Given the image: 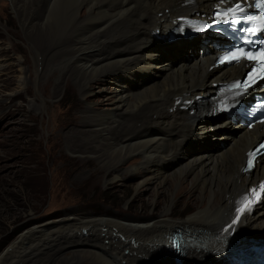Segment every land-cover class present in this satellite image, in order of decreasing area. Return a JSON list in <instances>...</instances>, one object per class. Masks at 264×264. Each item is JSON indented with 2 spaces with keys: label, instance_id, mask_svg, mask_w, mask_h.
<instances>
[{
  "label": "bare ground",
  "instance_id": "obj_1",
  "mask_svg": "<svg viewBox=\"0 0 264 264\" xmlns=\"http://www.w3.org/2000/svg\"><path fill=\"white\" fill-rule=\"evenodd\" d=\"M186 1L10 0L25 37L37 40V31L43 43L45 36L47 47L30 45L39 58L46 56L47 71L56 69L72 79L87 101L95 84L111 86V110L83 109V129L77 133L85 145L70 147L69 153L97 161L107 176L117 172L118 182L125 177L119 174L122 165L139 156L131 163V175L142 177L151 170L139 186L177 179L176 197L187 194L199 207L183 221L172 219L171 207L157 217L123 221L66 216L23 234L2 254L0 264L19 263L29 251L26 242L48 231L54 232L50 242L58 251H74L65 264H244L250 259L249 246H264V192L255 197L264 180V157L251 173L241 171L263 126L247 130L210 113L204 97L215 83L237 77L240 66L209 71L214 52L200 55L195 50L201 37H168L177 18L191 11L209 13L217 0H192L191 6ZM68 39L55 64L49 54ZM181 161L184 167L169 180L165 166ZM195 190L199 199L192 195ZM173 233L184 239L179 252L170 240Z\"/></svg>",
  "mask_w": 264,
  "mask_h": 264
},
{
  "label": "rangeland",
  "instance_id": "obj_2",
  "mask_svg": "<svg viewBox=\"0 0 264 264\" xmlns=\"http://www.w3.org/2000/svg\"><path fill=\"white\" fill-rule=\"evenodd\" d=\"M35 32L38 41L30 35L25 37L10 0H0V257L23 234L70 215L123 221L129 217H157L167 207L172 208L174 221L193 215L199 206L187 194L176 197L180 189L177 179L164 185L154 180L139 186L151 175V170L142 177L131 175L135 166L131 163L139 156L122 165L119 174L125 177L118 182L117 172L107 176L97 161L69 153L70 147L85 145L77 133L83 129V109L111 110L107 100L111 86L106 82L95 84L87 101L72 79L61 76L56 69L46 70L45 55L40 59L30 45L33 42L45 48L46 38L43 35L42 43L39 32ZM68 40L49 54L54 55L55 64L62 60L71 39ZM36 71H40L39 75ZM18 94H22V99H15ZM72 131L75 133L70 134ZM223 148L220 145L219 149ZM184 163L165 166L164 175L169 180L176 178ZM186 185L190 190V177ZM192 195L195 199L201 196L197 190ZM43 234L26 242L24 249L29 251L22 260L15 258L20 260L17 264H65V259L72 257L74 251H58L55 242L51 243L56 237L54 232ZM101 238L100 235L98 241ZM79 264L103 263L85 260Z\"/></svg>",
  "mask_w": 264,
  "mask_h": 264
},
{
  "label": "snow or ice",
  "instance_id": "obj_3",
  "mask_svg": "<svg viewBox=\"0 0 264 264\" xmlns=\"http://www.w3.org/2000/svg\"><path fill=\"white\" fill-rule=\"evenodd\" d=\"M261 44H264V41H260ZM235 58V57H234ZM239 85V82H237V85H234V86H238ZM259 147L261 148H264V144L260 145ZM256 153L253 152V153H250L249 155L250 156H254ZM249 163H251V161H249ZM233 223H235V221H233Z\"/></svg>",
  "mask_w": 264,
  "mask_h": 264
}]
</instances>
